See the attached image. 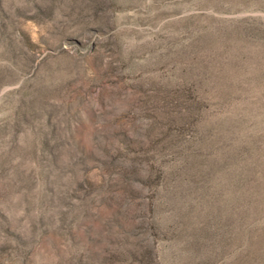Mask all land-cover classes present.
I'll use <instances>...</instances> for the list:
<instances>
[{
    "label": "rangeland",
    "instance_id": "rangeland-1",
    "mask_svg": "<svg viewBox=\"0 0 264 264\" xmlns=\"http://www.w3.org/2000/svg\"><path fill=\"white\" fill-rule=\"evenodd\" d=\"M0 264H264V0H0Z\"/></svg>",
    "mask_w": 264,
    "mask_h": 264
}]
</instances>
